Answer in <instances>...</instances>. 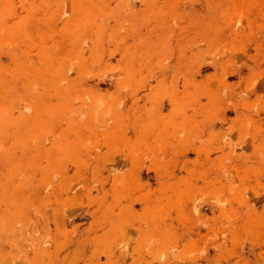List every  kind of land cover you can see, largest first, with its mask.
<instances>
[{"label": "rangeland", "instance_id": "374dc122", "mask_svg": "<svg viewBox=\"0 0 264 264\" xmlns=\"http://www.w3.org/2000/svg\"><path fill=\"white\" fill-rule=\"evenodd\" d=\"M0 264H264V0H0Z\"/></svg>", "mask_w": 264, "mask_h": 264}]
</instances>
